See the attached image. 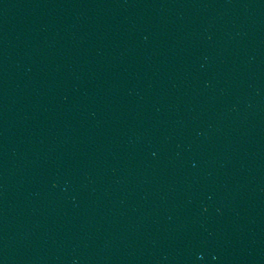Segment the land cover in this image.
I'll list each match as a JSON object with an SVG mask.
<instances>
[{"label": "water", "instance_id": "1", "mask_svg": "<svg viewBox=\"0 0 264 264\" xmlns=\"http://www.w3.org/2000/svg\"><path fill=\"white\" fill-rule=\"evenodd\" d=\"M0 264H264V0H0Z\"/></svg>", "mask_w": 264, "mask_h": 264}]
</instances>
